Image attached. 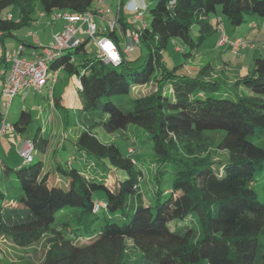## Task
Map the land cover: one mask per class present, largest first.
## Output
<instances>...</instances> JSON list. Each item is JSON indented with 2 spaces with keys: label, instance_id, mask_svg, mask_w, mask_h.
Here are the masks:
<instances>
[{
  "label": "trees",
  "instance_id": "obj_1",
  "mask_svg": "<svg viewBox=\"0 0 264 264\" xmlns=\"http://www.w3.org/2000/svg\"><path fill=\"white\" fill-rule=\"evenodd\" d=\"M39 1L50 14L56 9L95 12L98 0ZM9 6H15L16 19L3 12ZM216 6L233 27L243 23L246 15L264 17V0H155L147 6L149 25L138 28L139 45L146 49L140 65L130 68L129 56L119 65L104 63L98 56L86 58L88 38L49 63V69L62 68L66 79L74 75L80 83L78 105L87 123L73 148L101 172L89 175L56 162L55 172L65 178V187H61L58 178L49 182L43 159H35L32 152L31 160H21L13 169L16 185L6 184L0 190V236L23 246L43 230L55 231L37 264H264V203L254 188L264 171V146L252 140L264 138V55L254 58L252 67L234 80L233 87L252 93L235 100L201 95L208 85L217 87V80H204L209 64L193 77L181 75L172 80L176 73L162 60L171 37L187 46L185 61L197 54L202 42L218 30ZM34 12V0H0L2 37H14L13 31L29 26ZM117 22L124 33L133 25L125 22L121 9ZM195 26L197 35L193 37L190 31ZM115 31L99 33L118 45ZM77 55L79 61H75ZM122 65L128 69H116ZM146 84L149 89L135 90ZM54 85L52 105L63 113ZM130 93V109L111 100ZM33 122L31 114L21 110L11 124L15 132L33 141L34 151L41 139L35 136ZM129 124L149 135L156 184L163 167L170 166L173 174L171 189H153L151 200L144 194L143 174L132 153L122 154L116 144L102 142L91 130L95 126L108 132L125 130ZM218 130L223 134L216 140V149L225 156L215 160L206 133ZM113 168L125 171L126 176L117 177ZM98 191L105 197L95 199ZM66 207L73 209L65 217V225L71 226L76 237L93 238L90 243L77 245L64 229L56 230L54 225L64 219L57 214ZM173 220L189 223L170 226ZM98 222L99 231L94 234ZM141 237L160 238L171 255L157 261L134 245L128 246V238Z\"/></svg>",
  "mask_w": 264,
  "mask_h": 264
},
{
  "label": "rangeland",
  "instance_id": "obj_2",
  "mask_svg": "<svg viewBox=\"0 0 264 264\" xmlns=\"http://www.w3.org/2000/svg\"><path fill=\"white\" fill-rule=\"evenodd\" d=\"M105 5L101 2L97 3V9L106 10L107 8L111 9L110 13L104 14V18L108 21H112L113 15L116 12L117 5L119 0H103ZM155 0H145L146 6H149L150 3H154ZM35 3V12L33 18L37 21L34 23V20L29 26H21L15 30L12 34L16 36H6L3 38L4 45L7 48V51H11L12 48H17L15 40L26 39L25 33L30 31V34H35L39 29L41 31V24H46V21L49 19L42 8V5L39 0H34ZM217 7V17L221 19L219 24L220 32L222 28L227 27V34H234V36L239 37L246 41V46L241 47L238 51H232L229 45H225L221 48L217 46L219 35L214 34L206 38L199 48L198 56H194L191 59H187L186 63L183 52L187 50V46L178 38L171 37L165 48L162 52V60L164 65L169 70H174L176 75L172 80H177L178 76H189L193 77L196 73L202 69L205 65L209 64L212 69V74L209 75V78L204 80L214 79V75L218 78L217 87L215 89L208 88L209 85L202 89L200 92L201 95L206 94L215 98H227L230 100H235L238 95H252L251 92L240 86L233 87V82L240 75L244 74L246 70L252 67V61L258 56L264 55V17H259L257 15H246L243 23L239 24L236 27L231 26L227 20L219 13V6ZM11 12L14 15V19L17 17V11L15 6H9L3 11ZM61 10H53L49 15L53 16L60 14ZM10 13V14H11ZM48 15V16H49ZM214 15V14H212ZM133 14H125V22H131ZM150 13L148 8L144 11L143 20L145 24L149 25L150 22ZM94 21L99 25L102 23L105 24V20L100 16H95ZM47 27V26H46ZM63 28V19L57 20L53 27L48 26L47 32H58ZM191 35L195 37L197 35L196 26L191 29ZM117 35L119 36L120 47H123V34L122 29L118 28L116 30ZM226 36L228 37V35ZM232 40V39H230ZM43 42V43H42ZM38 45L37 50H42L44 46H48L49 43L46 40H42ZM2 42L0 40V103H4L8 100V96L2 93V81L4 73L8 75L11 67L10 62L1 60L2 52ZM27 48V53H23L25 57H30V47ZM87 50L86 58H94L97 56L95 47L91 40L85 45ZM146 49L140 44L134 47L130 51L129 57L126 59L130 68H134L140 65L145 57ZM80 56H75V61H79ZM206 60V61H205ZM230 65L225 62H229ZM217 62V64H216ZM217 65H221L217 68ZM224 65H229V67H224ZM117 70H127L128 67L125 65L116 67ZM57 71V82L55 83V91H58L59 102L64 107V112L61 113L58 111L52 103L49 102L50 98L48 92L50 88L46 86L42 87L40 90L35 89H24L19 91L12 99V102L9 108H2L1 112L6 111V121L9 123L15 122L21 110L28 111L34 122L32 127L35 129V136L41 139L36 143L35 150L33 151V156L35 159H43L44 161V172L48 173L49 182H53L54 179L58 178L59 181L56 183L61 187H65V178L60 176L55 172V163L58 162L63 167H75L81 173L85 172L89 175L100 174V167L95 166L92 161H89L88 164L82 161L74 160L73 155L69 154V150L62 149L67 147L66 143H73L76 141L79 133L86 128V118L83 113L79 110V100L72 102L71 99V90L74 88L71 84L70 78H67V73L63 69H49V76L52 72ZM214 74V75H213ZM155 75H159V71L155 72ZM63 81V82H62ZM69 83V85H68ZM171 82L168 83L167 89L169 90ZM231 85L232 87H230ZM149 89V85H140L136 86L135 90ZM129 95L122 96H112L111 100L122 106L123 108L130 109L131 105L127 102V97ZM48 97V100H47ZM49 102V103H48ZM102 142L104 143H114L118 146L122 154H130L133 158L137 160V167L141 169L143 174V181L141 183L142 189L147 199H153L152 190L157 188L165 192L167 189H171L173 183V174L171 172L170 166H165L162 168V178L158 184L153 179V173L156 170L154 163V151L152 149V142L149 138L148 133L135 125L129 124L125 130H115V131H105L100 127H94L91 129ZM19 134V133H18ZM223 134V131H214L207 132L208 141H209V150L212 153V158L215 160L222 159L225 156V152L216 149V140ZM8 133L6 135L0 136V190L4 188L6 184H12L13 187L16 185V182L12 176L14 167L20 163L22 160L18 151L22 147V141L17 142L14 138ZM20 136L24 134H19ZM22 139H24L22 137ZM253 141L264 146V138L253 137ZM44 144V145H43ZM42 145V146H41ZM60 146V147H59ZM58 147L62 150H58ZM128 151V153H127ZM59 152V153H58ZM76 152V151H75ZM77 154V153H76ZM82 159H84L82 157ZM69 161V164L67 163ZM115 175L119 178H124L126 176L125 171L120 169L113 168ZM111 174V173H110ZM116 177H114L115 179ZM255 184V190L257 192L258 200L264 203V171L261 176L257 178ZM165 194L163 196H167ZM104 194L100 191L94 194V198H104ZM73 208L66 207L57 216H63L61 221H58L54 227L56 230L64 229L65 233L74 237V241L77 245H86L91 242L88 237H76L70 232L71 226L65 225V217L72 211ZM118 222H121L120 219H117ZM189 223L188 220L180 221L173 220L170 222V226L176 224ZM192 224V223H190ZM99 222L95 224L94 230L96 234L99 231ZM55 231L43 230L39 237L31 242L19 246L13 243L8 237L0 236V264H37L39 263L49 249L51 242L53 241ZM128 246L134 245L141 253L154 257L157 261H160L169 255H171V250L168 245L161 240L160 238H128ZM173 253V251H172Z\"/></svg>",
  "mask_w": 264,
  "mask_h": 264
},
{
  "label": "built area",
  "instance_id": "obj_3",
  "mask_svg": "<svg viewBox=\"0 0 264 264\" xmlns=\"http://www.w3.org/2000/svg\"><path fill=\"white\" fill-rule=\"evenodd\" d=\"M105 5L103 0H98L97 3ZM147 6L145 0H119L116 12L113 15V20L110 22L103 16L106 13L113 14L110 8L99 10L95 7V12L84 11L82 13H69L62 11L60 14L50 16V20L63 19L65 24L63 28L55 33L48 46L42 48L41 54H33L31 57L22 55L23 46L19 44L17 48L4 53L6 62L11 63L10 71L3 83L2 93L8 96V100L0 103V111L2 108H9L13 97L21 90L35 89L40 90L42 87L49 85L50 91L48 96L51 99V90L57 81V71L52 72L49 76V63L56 58L64 50L71 49L81 43L84 38L92 41L95 51L99 59L104 63L119 65L123 58L130 55V51L139 45L138 28L144 27L146 24L143 20L144 11ZM125 13L133 14L132 24L123 35V47H120L110 37L99 33L97 23L94 21L95 16H100L105 20V30H117L119 28L117 17L119 10ZM7 18H11L8 15ZM219 45H229L232 51H238L241 47L246 46V41L240 38L230 40L224 33L221 34ZM59 69V68H58ZM78 88L80 84L78 82ZM2 120L0 123V136L10 133L15 136L17 142L22 141V147L18 151L23 162H28L32 158L34 149L33 141L29 138L22 139L15 132L11 123L6 121L7 112H1ZM1 170V167H0ZM102 205V204H101ZM97 207H95L96 210Z\"/></svg>",
  "mask_w": 264,
  "mask_h": 264
},
{
  "label": "crops",
  "instance_id": "obj_4",
  "mask_svg": "<svg viewBox=\"0 0 264 264\" xmlns=\"http://www.w3.org/2000/svg\"><path fill=\"white\" fill-rule=\"evenodd\" d=\"M97 2L95 3V7H97ZM8 14H10L11 12H7ZM126 14V13H125ZM13 18H14V15L11 13L10 14ZM49 15V14H48ZM47 15V18H49L47 21H46V24H41V31L38 29L37 31H36V35L35 34H30V31L28 32H26L25 33V38L26 39H20V40H15V44H21L22 46H23V51H22V55H23V53H27L28 51H27V48L26 47H30V48H32V49H30V52H29V55H30V57L33 55V54H41V51L40 50H37V48H39V44L42 42V40H46V41H48L47 43H50V41L52 40V37H53V35L56 33V32H47V29H48V26H51V27H53L54 26V24L56 23V21L57 20H60V19H55V20H53V21H51L50 20V15L48 16ZM220 21H221V19H220ZM34 23H37V21L34 19V22H33V24ZM65 24V21L63 20V25ZM47 26V27H46ZM104 26H105V24L103 25L102 23H100L99 25H97V27H98V31L99 32H103V30H104ZM225 26V25H224ZM223 26V28H222V32H220V29H219V27H218V30L214 33V34H216L217 33V35H219V38H220V36H221V34L222 33H224L225 35L227 34V27H224ZM14 32V31H13ZM12 32V33H13ZM115 33H116V31H115ZM122 34L124 35V32H123V30H122ZM213 34V35H214ZM212 35V36H213ZM228 35V38L229 39H236V38H239V37H237V36H234V34H227ZM116 36L118 37V45L120 46V43H119V36L117 35V33H116ZM14 37L16 38V36H15V34H14ZM219 38H218V40H219ZM0 40H1V42H2V45H3V48H2V52H1V54H3V53H5V52H8L7 51V48L5 47V45H4V40H3V37H2V35L0 34ZM21 40H23V41H21ZM43 43V42H42ZM225 45H227V44H225ZM225 45H219L218 43H217V46L219 47V48H221V47H223V46H225ZM12 49H14V47L12 48ZM199 53V52H198ZM198 53L197 54H195L194 56H198ZM24 56V55H23ZM194 56H192V57H194ZM25 57V56H24ZM192 57H190V58H188V59H191ZM29 58V57H28ZM4 61H5V59H4ZM188 61V60H187ZM187 61H185V63L187 62ZM206 61V60H205ZM5 63H6V61H5ZM226 64H229L230 65V61L229 62H225ZM216 64H217V62H216ZM229 65H224V67H229ZM221 65H217L216 67L217 68H219ZM60 69H62V68H60ZM212 69L213 68H210V66L208 67V69H207V74L206 75H204L205 76V78H209V75H211L212 74ZM214 75V74H213ZM215 77H214V79H216V78H218L216 75H214ZM6 77H7V74H5L4 73V76H3V81H2V85H3V83H4V81H5V79H6ZM70 80H71V84L70 85H73L74 86V88L71 90V99H72V102L74 103L75 102V100H77V89H78V79L74 76V75H71L70 76ZM58 81V80H57ZM56 81V82H57ZM63 82V81H62ZM80 84V83H79ZM68 85H69V83H68ZM47 87H49L50 88V86L49 85H47ZM241 88H243V87H241ZM47 100H48V97H47ZM49 102H50V100H49ZM48 102V103H49ZM12 138H14L15 139V136H13V135H10ZM21 138L23 137V138H26L24 135L22 136H20ZM16 141V140H15ZM73 144H74V142L72 143H66L65 145H68L67 147H64V148H62V149H67V150H69V154H71V155H73V153H74V160H76V161H82L83 162V164L86 162L87 164H88V162L89 161H86L85 160V158L82 156V155H79L78 153L76 154V152L74 151V148H73ZM60 147V146H59ZM58 147V150H62L61 148H59ZM59 153V152H58ZM82 157L84 158V159H82Z\"/></svg>",
  "mask_w": 264,
  "mask_h": 264
}]
</instances>
